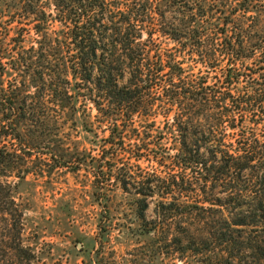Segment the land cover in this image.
Listing matches in <instances>:
<instances>
[{"label": "trees", "instance_id": "1", "mask_svg": "<svg viewBox=\"0 0 264 264\" xmlns=\"http://www.w3.org/2000/svg\"><path fill=\"white\" fill-rule=\"evenodd\" d=\"M261 3L0 0V193L39 161L87 167L60 152L66 121L94 133L91 104L94 177L135 196L143 235L193 264L264 263ZM141 161L167 171L134 181Z\"/></svg>", "mask_w": 264, "mask_h": 264}, {"label": "rangeland", "instance_id": "2", "mask_svg": "<svg viewBox=\"0 0 264 264\" xmlns=\"http://www.w3.org/2000/svg\"><path fill=\"white\" fill-rule=\"evenodd\" d=\"M261 1L257 20L264 24V0ZM89 108L88 121L94 133L85 132L79 122L66 121L61 137L64 152H60L87 160V167L76 171L51 163L42 166L39 161L35 164L36 176L29 175L16 188L18 181L8 179L12 193L2 188L0 264H193V258L180 260L179 246L166 245L162 234L143 235L135 196L125 194L113 182L104 185L96 181L98 145L107 133H101V125L94 119L97 112L91 104ZM157 121L166 132L162 119ZM96 132L99 136H95ZM167 138V147L173 146L175 141ZM139 165L130 169L134 181L146 172L167 171L146 161ZM155 202L156 199L150 203L149 220L155 218ZM15 210L23 214L20 226ZM168 232L171 239L174 231Z\"/></svg>", "mask_w": 264, "mask_h": 264}]
</instances>
